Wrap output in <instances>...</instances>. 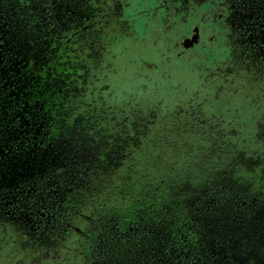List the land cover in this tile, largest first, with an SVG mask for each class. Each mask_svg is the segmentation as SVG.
Here are the masks:
<instances>
[{
  "label": "flooded vegetation",
  "instance_id": "1",
  "mask_svg": "<svg viewBox=\"0 0 264 264\" xmlns=\"http://www.w3.org/2000/svg\"><path fill=\"white\" fill-rule=\"evenodd\" d=\"M133 40L150 45L148 69L135 71L153 79L169 67L188 96L163 106L157 90L150 97L118 94L117 82L134 63H119L118 48ZM195 62L204 66L200 80ZM0 68L14 90L0 116V169L20 162L37 171L14 184L25 193L17 198L20 210L0 208V264H100L121 242L148 249L155 264H209L197 220L188 208L168 209L166 200L190 208L197 187L231 181L187 174L179 183L172 170L165 175L152 120L143 118L138 100L155 105L148 115L185 114L187 123H195L193 109L201 106L199 114L238 135L237 149L254 148L255 123L264 121V0H0ZM175 69L187 70V79ZM220 99L256 105L249 141L240 134L244 123H225L214 112ZM199 143L186 145L183 159L194 162ZM254 150L264 158V141ZM242 155L251 157L248 150ZM246 161L250 175L233 188L243 195L223 197L246 201L256 191L261 202L252 197L245 211L264 226V189L255 190L264 185V169ZM21 211L30 220L15 217ZM113 256L109 264H117Z\"/></svg>",
  "mask_w": 264,
  "mask_h": 264
},
{
  "label": "rangeland",
  "instance_id": "2",
  "mask_svg": "<svg viewBox=\"0 0 264 264\" xmlns=\"http://www.w3.org/2000/svg\"><path fill=\"white\" fill-rule=\"evenodd\" d=\"M138 43L140 46H138ZM148 46L150 45L147 44V46H145L133 40L131 47L127 45L118 48V51H122V54L118 56V60H120L119 63L123 62L125 59L134 61V63L131 64L132 72L128 74L126 80H119L117 82L118 94L122 96L124 92H126L127 95L125 97L130 95L133 97H150L152 92L157 90L160 96L165 97L163 106L171 103L175 97L182 98L184 95L188 96L190 92H187L185 89L186 82L175 78L174 76L176 73L169 70V67H159L161 70H157L158 75L153 79H148V77L145 76L146 71L143 69H139L138 72L137 70L135 71L136 66L140 68L144 66L145 69H148L146 66L147 62L145 61L149 56L148 53L145 52L148 51ZM139 47H141L143 54L138 52ZM193 64L196 66H192L195 69L194 74L199 76L200 80L201 71L204 66H202V64L198 65L197 62ZM6 70L0 68V75H2V77H8ZM175 71L179 72L177 73L179 77L182 76L187 79V70L183 72L182 70L175 69ZM147 72H151V70H147ZM136 73H138L137 76ZM7 79L0 78V116L5 114L9 106L8 104L14 95V90L11 85L13 82ZM198 84L199 81L192 86L196 89ZM199 88H201V92L199 93L201 97L204 94L202 93L204 89H202V86ZM162 99L163 98H156V100H152V102ZM138 106L143 110V118L148 117L152 120L150 122L153 124L152 127L150 126L151 133L156 132V141L158 142L160 150H162L163 155L161 161L164 174L167 175L166 173H171L172 170L171 175L174 177L176 176L179 183L183 182L181 178L187 174L196 176L197 168L194 167L195 162L183 159V155L187 149L181 148L183 146L182 144L190 146V142L195 141V139L197 140V138L192 137L190 133H185V128H182L183 130L180 132L181 134L185 133L184 135L174 133L176 131H173V129L177 130V128L185 124V122L187 123L189 117L185 114H181L178 118L173 114L167 117L165 115L163 116V113L158 117L148 115L147 112L155 113V110H152L153 108L155 109V105L151 104L150 100L145 101L140 99L138 100ZM255 109L256 105L252 103L228 102L220 99L216 102L214 112L221 116L225 123L231 122L237 127L244 123V127L240 134L243 139L249 141L252 136L251 122L254 120L256 114ZM165 140L172 144L171 146L177 151L171 152L167 148ZM19 163L12 162L10 165L4 164L0 169V208L3 211L11 212V208L12 210H16L15 204L17 205V210H20L17 198H21L22 196L25 197V193L22 191L21 193L19 189L13 188L14 184L16 181H26V178L29 179L37 174L35 168H32L30 165ZM6 177L9 178V181L8 183H3L2 181L7 179ZM22 187L27 188L28 186L22 185ZM178 188L181 189L177 192V196L183 195L184 192L181 190H184V187H180L179 185ZM197 188H199V190L195 191V196L193 198L195 202L190 205V208L185 203L172 200H166V205L168 209L177 211L178 209L185 211L184 209L188 208L191 218L197 220L200 239L203 243V252L208 263L264 264V226L258 224V216L254 215L252 212L245 211L250 209L246 201L224 198V192L219 190L224 189L222 187H216L214 189L210 186H200ZM236 192L240 193L238 189ZM175 194L176 193H174V195ZM252 208L254 207L252 206ZM15 217L29 218V215L26 216L25 211H21L17 213ZM28 220H30V218ZM117 245L119 247L115 249V251L118 253L113 256L112 252L105 251L102 255L104 259L100 264H109L112 256L117 258L115 260L117 264H155L153 255L148 249L132 247L131 244H127L126 242H121ZM110 254L112 256H109Z\"/></svg>",
  "mask_w": 264,
  "mask_h": 264
},
{
  "label": "trees",
  "instance_id": "3",
  "mask_svg": "<svg viewBox=\"0 0 264 264\" xmlns=\"http://www.w3.org/2000/svg\"><path fill=\"white\" fill-rule=\"evenodd\" d=\"M200 107L195 106L196 109L192 108L193 112L198 113V115L195 117V123L189 122L182 126L185 128V130H187L185 133H190L192 137L197 138V140L195 139V141L190 142L191 147L192 144H198L200 142L198 145L200 147L199 149L193 147L196 150L194 167L197 168V173L199 174L196 176H192L191 180L204 178L208 182L211 181V179L215 180L218 177L219 181L221 179L224 181L228 180V182L231 181V183H226L224 185V189L219 190L224 192L223 195H228L230 193L232 195L234 194V192H236V190L233 189L236 186V183L239 181V179L242 180V176H246L244 175V173L248 174L246 177L250 175V170L246 168L247 166H243L244 160H247L246 164H250L251 160H253L255 162V165H257V169H264V158L257 155V149L254 150L255 148H259V144L264 141V121L257 120L255 123L256 128L254 131L256 134L254 133V148L243 145L242 147H240L241 149H237L232 140H234V138H238V135H234V132L232 131H225L217 121L205 118L203 115L199 114L198 110L200 109ZM182 145L183 146L181 149H186V144ZM200 149H202V151ZM207 150H209V155L204 158ZM242 150H248L251 153V157L244 158L245 156L242 155ZM237 154H239V157H241L239 159L242 160L241 167L239 165L240 162L238 158L234 157ZM209 160H211L213 165H209ZM262 174L263 172L261 170V178ZM254 177H256V174H254ZM261 181L264 183V180ZM186 185H189V183ZM257 188L264 189V185H256L255 190H257ZM240 194L241 196L243 195L241 191ZM249 196L248 200L246 199V201L252 203V197L257 196L256 191L253 192V195ZM241 200H245V198L241 197ZM259 201L261 202L260 198L257 196L256 202L259 203ZM262 207L264 208V204L261 205L260 209H262Z\"/></svg>",
  "mask_w": 264,
  "mask_h": 264
}]
</instances>
